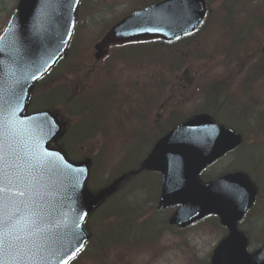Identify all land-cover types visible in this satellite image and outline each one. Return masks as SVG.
Masks as SVG:
<instances>
[{
	"label": "water",
	"instance_id": "95a60500",
	"mask_svg": "<svg viewBox=\"0 0 264 264\" xmlns=\"http://www.w3.org/2000/svg\"><path fill=\"white\" fill-rule=\"evenodd\" d=\"M78 2L19 0L0 36V133L6 140L5 153L10 143L21 167L31 155L44 164L38 173V191L45 227L51 229L44 264H66L81 249L88 238L82 227L84 218L122 179L98 194L88 192L83 181L89 161L74 165L48 145L61 130L55 117L44 111L31 116L21 112L30 84L62 55L72 34ZM205 14L203 0L160 1L115 23L95 44V57H103L110 44L179 38L191 33ZM240 143L234 131L198 114L160 139L137 170L161 171L159 207L178 205L169 219L171 224L185 227L212 213L227 227L229 233L214 248L210 264H264V246L249 255L245 237L235 230L255 198L256 189L248 176L231 172L206 184L197 177L209 163ZM8 161L12 162L10 155Z\"/></svg>",
	"mask_w": 264,
	"mask_h": 264
},
{
	"label": "rangeland",
	"instance_id": "374dc122",
	"mask_svg": "<svg viewBox=\"0 0 264 264\" xmlns=\"http://www.w3.org/2000/svg\"><path fill=\"white\" fill-rule=\"evenodd\" d=\"M90 5L92 1L97 2L96 7L93 10L88 11L86 3H81L80 17L84 18L81 23L86 24L83 27V31H79L75 35V44L72 50L78 51V63L76 65L77 73L68 74L71 80L68 81L67 89L69 92L78 90L81 86L89 84L91 86L96 85V82L100 79L99 74L102 72L103 66L110 62H114L113 73L107 80H113L112 76H117L120 67L123 62L117 60L114 53L106 59L105 62L93 61V44L95 42L94 36L96 33L93 31L88 23L89 19L95 15L99 19V24L104 21L110 20L115 17L116 14L122 15L126 9L132 4V1H125L120 3L119 0H87ZM209 3V17L215 16L217 11L222 13L226 12L228 7L226 6L225 0H206ZM234 3L236 2L233 0ZM16 0H0V30L6 23L8 10L12 11L13 3ZM241 6L238 4L241 3ZM84 3V4H83ZM119 3V4H118ZM239 0L233 7H231L232 14L223 15L228 21H235V18L242 19L246 17L247 13L244 12L243 8L252 10L254 7H259L264 11V0ZM139 4V3H137ZM115 5V6H114ZM104 6H110L114 8L111 10L101 9ZM114 6V7H113ZM243 7V8H242ZM101 9V11H99ZM94 22V19L92 20ZM258 19L255 23L258 24ZM264 25V20L261 21ZM208 24L206 29L198 33L197 36L191 38V40H185L180 44V48L176 54H178V60L172 61L173 65L178 64V68H173L172 72L168 68V58L170 53L165 48L158 47L157 44H149L148 46L133 47L130 51L131 57L129 59L135 61L133 67L139 69L131 74L133 71L131 67L125 68L123 77L128 76L124 80H120L119 76L116 77V82L113 86L114 97L120 102L119 108L124 110L115 111V118L109 119V124L118 131L120 134H113L109 129H104L101 135L107 138L101 141L98 147L103 146L107 148L106 151L96 155L95 160L92 159V165L96 164L95 173L103 171L102 177L107 179V176L111 174L113 168L117 165L123 164L125 161V153L130 149V144L126 142L129 138L128 131L137 132L141 129V122H143V128H151L154 124H161L168 116L183 117L185 115H193L196 110H199L204 103H210L208 98H216L215 95L221 94L222 91L218 90L216 86H212L208 82L210 78L212 82L217 81L216 75H220L221 80L219 85L224 88V96L235 94L239 97L248 99L249 103H252L251 107L254 109V115L251 117V129H245V136L243 139V146L241 148L231 152L229 155L220 159V161L212 164L209 169L204 171L203 175L216 176L222 172H228L231 170L244 169L245 171L251 170L254 172L252 175L255 176L259 181L260 186L259 198L256 201L255 209H253L239 225V230L246 232L248 236V251L257 249L262 243H264V219L258 221L259 212L264 209V153L260 155L264 147V66L260 71V74H255L259 71V63L257 70L254 72L253 78L249 81L248 85H245V90L240 87L242 78L246 75L251 74V67H239V63L243 64L246 60H239L236 66H231V63L235 61L241 54L251 56L254 60H258L260 55L264 60V32L261 33L260 37L256 40V44L249 43L251 48L244 53L235 57L231 50L226 49L220 53L215 52L221 48L226 47L232 41L234 43L243 44L245 42V35L247 32L243 29L241 22H237L233 25H228L221 31V28H215L209 19L206 21ZM206 36L205 44L208 46L207 52L211 56H200V53H193L200 48H204L201 45V38ZM82 45L84 47L82 48ZM204 46V47H203ZM131 47L127 46L126 50L121 53L120 57H126L127 51ZM193 53V54H189ZM259 53V54H258ZM145 58V59H142ZM150 62L146 59H150ZM155 60V61H154ZM108 61V62H107ZM225 61V62H222ZM95 63V64H94ZM130 63V64H131ZM129 64V65H130ZM117 74V75H116ZM63 74L53 75L50 81L59 83L63 81ZM106 77H104V80ZM106 80V81H107ZM224 80L227 84L224 85ZM110 82L102 83L101 88L97 92L99 95L105 94L107 89L110 87ZM211 89L208 98L204 96L205 88ZM145 91L147 94L141 96L140 102L137 105V101L140 98L141 91ZM97 91V90H96ZM95 91V92H96ZM217 91V92H216ZM157 96V103L152 106L149 114H146L147 108L152 104V95ZM101 97V96H99ZM256 99H254V98ZM43 100V99H42ZM112 102L111 98H106L104 103L109 105ZM155 103V101H153ZM38 104V103H37ZM228 104L233 107L232 102ZM80 102L78 97L72 100L68 105L69 109L74 111L80 109ZM132 115L127 116L130 113L131 107ZM242 111L239 116L235 118L237 123L235 126H245V114L249 111L240 108ZM93 114L90 119L87 120V125L80 124L78 129L81 130L83 127L89 126L88 124H95L103 122L106 117V109L104 106L96 105L93 109ZM238 112V111H236ZM88 114L92 111L87 112ZM237 116V113H235ZM220 118L223 123H227V117L220 113ZM123 123L125 125H123ZM75 121L72 122L71 128L73 129ZM126 129L128 130H125ZM146 137H151L149 134ZM65 139L62 140L65 146ZM88 147L76 146L75 149L78 154H83L84 157H88ZM115 149L113 152L114 160L108 161L107 155L110 150ZM144 147H139L137 150H143ZM256 161V165H254ZM116 171V169L114 170ZM143 180L135 182L134 193H127L126 189L129 185H125L119 196L123 202V205L127 207L129 212H132V219L129 220V214L122 209L120 206L108 209V203L101 208L100 211L95 213L96 215L91 218V222L88 229L90 233L89 243L86 245V249L82 253L78 263L72 264H208L211 256L213 247L219 242V240L225 234L224 229H221L217 223L214 224V218H206L201 223L190 226L187 229H175L170 227L167 222L168 216L171 214L170 211H159L156 208L157 197L160 189L155 183L156 179L149 178L152 182L146 180L147 172L139 175ZM258 176V177H257ZM129 182V181H128ZM156 187L158 189H156ZM99 187H97L98 189ZM118 190V191H119ZM130 194L132 197L125 198V195ZM115 210H120V216L117 219L109 217L103 219L100 223L94 224L102 217L103 214H113ZM139 211L141 213H137ZM139 216L140 218H135ZM140 219L139 221H137ZM256 220L259 222L256 223ZM137 221V222H136ZM118 223V224H116ZM141 226V227H140ZM140 227V228H139ZM92 233V235H91ZM98 235L102 237L119 235L114 238H108L103 241L102 247L101 241ZM148 238L156 239L155 243L150 244ZM147 243V244H146Z\"/></svg>",
	"mask_w": 264,
	"mask_h": 264
},
{
	"label": "snow or ice",
	"instance_id": "6c2138e0",
	"mask_svg": "<svg viewBox=\"0 0 264 264\" xmlns=\"http://www.w3.org/2000/svg\"><path fill=\"white\" fill-rule=\"evenodd\" d=\"M5 146L0 133V264H44L51 231L45 227L38 191V173L44 164L31 155L21 167L12 144L7 145V155Z\"/></svg>",
	"mask_w": 264,
	"mask_h": 264
},
{
	"label": "trees",
	"instance_id": "16d2710c",
	"mask_svg": "<svg viewBox=\"0 0 264 264\" xmlns=\"http://www.w3.org/2000/svg\"><path fill=\"white\" fill-rule=\"evenodd\" d=\"M252 10H256V8L254 7ZM187 38H184L181 40V42L183 40H186ZM177 43H172V50L174 52H176L177 50H179V45H176ZM64 60L70 62L72 65L73 64H76L77 63V59H69L67 56L64 57ZM224 62V61H222ZM60 83H65L66 84V87L68 86L67 84V81L66 80H63V82H60ZM49 86L48 85V82H45L43 86H40V85H37L35 86V90L34 92L37 90V89H43L45 90V87ZM64 90L63 94L61 95V92ZM49 93L51 91L47 90ZM93 91L91 90V94L93 95ZM36 95V94H35ZM34 95V97H35ZM49 96L53 97L55 96L56 99L53 100V102L45 105L47 107H53L58 115L60 117H62V119L64 120V117L65 114H68L69 115V120L68 122H66L64 128H65V131H64V134L61 138H59L58 140V147H60L61 149L63 148L64 150L68 149L69 151H72L75 146H77V144H85V143H88V142H94L97 140L98 138V134L101 133L104 129H109V126H108V121L105 119L103 122L101 123H95V124H88L89 126L87 127H83V129L79 130L78 129V125H80V123L83 121L82 119L87 116H95L93 114V109L94 107L91 106V105H86V106H83L81 109L79 110H75L74 111H70L67 109V106H65V103L68 102V100L70 99V95L68 94L67 90H65V88H59L57 91H52V93L49 94ZM87 99H92L94 100V102L96 104H99L100 106H104L105 104H103L102 101L98 100L97 97L96 98H88L86 97ZM82 100H84V98H80ZM86 103V102H85ZM84 103V104H85ZM44 104V103H43ZM82 104V105H84ZM89 111H92V113L88 114L87 112ZM88 120V119H87ZM87 120H85L82 124L84 125H87ZM75 121V125H74V132L72 134V129L69 130V128H71L72 126V122ZM73 136V137H72ZM65 139V146H64V142H62V140ZM107 148L105 147H102L100 146L99 147V151H98V154L99 153H102L104 151H106ZM97 161V160H96ZM134 166V164L130 165L129 167H125L123 168L122 171H126L128 169H131L132 167ZM109 200V209H112L113 207H116V206H119L120 207V202L119 201H116L115 199V196H112ZM123 210H125V206L123 207ZM120 210H115V212L113 214H110V215H106V217L104 219H107L109 217H113V219H117L119 216H120ZM104 216V214L102 215ZM118 224V223H116Z\"/></svg>",
	"mask_w": 264,
	"mask_h": 264
},
{
	"label": "bare ground",
	"instance_id": "6f19581e",
	"mask_svg": "<svg viewBox=\"0 0 264 264\" xmlns=\"http://www.w3.org/2000/svg\"><path fill=\"white\" fill-rule=\"evenodd\" d=\"M68 120H69V118H66V119H65L66 122H68ZM127 195H128V196H127ZM126 196H127V198L132 197V195H130V194H126V195H125V198H126ZM118 198H119L121 201H123V200L121 199L120 196H118Z\"/></svg>",
	"mask_w": 264,
	"mask_h": 264
}]
</instances>
